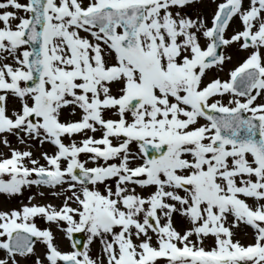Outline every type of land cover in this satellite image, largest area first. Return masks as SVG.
I'll return each instance as SVG.
<instances>
[{
	"label": "snow or ice",
	"instance_id": "1",
	"mask_svg": "<svg viewBox=\"0 0 264 264\" xmlns=\"http://www.w3.org/2000/svg\"><path fill=\"white\" fill-rule=\"evenodd\" d=\"M0 195V264H264V0H0Z\"/></svg>",
	"mask_w": 264,
	"mask_h": 264
},
{
	"label": "rangeland",
	"instance_id": "2",
	"mask_svg": "<svg viewBox=\"0 0 264 264\" xmlns=\"http://www.w3.org/2000/svg\"><path fill=\"white\" fill-rule=\"evenodd\" d=\"M231 33V30H229V34ZM225 54L226 55H231L233 57V61L232 63H238L240 61H242V59L246 56V53L243 51H240L237 47L233 46L230 48L225 49ZM232 65H228V67H231ZM221 76V78H226V76L224 75V73H220L219 74ZM65 118L70 119L71 117H67L65 116ZM47 147V146H46ZM33 191H31L30 189H28L27 194H26V190L24 193V196L21 197L20 199H24L26 202V197L28 195H31L33 193H35L36 189L32 188ZM47 192V190H45ZM34 203H53V204H59V200L55 199V198H51L48 197L47 199L41 200L40 198L37 197L36 200L33 201ZM18 205V200L17 199H6L3 195H0V208H10V207H16ZM37 225L38 227L44 228V227H49V225L45 224L44 221L40 220L39 218L37 219ZM178 226H179V222H178ZM53 231L56 232L55 226H51ZM57 235V242L61 245L62 249L64 250H69V246H68V242L66 240L63 239L62 234H60L59 232H56ZM238 239H240L242 242H247L250 239V236H246L243 233H240L237 237ZM37 252H42V246L41 245H37ZM0 255H2V253H0Z\"/></svg>",
	"mask_w": 264,
	"mask_h": 264
},
{
	"label": "bare ground",
	"instance_id": "3",
	"mask_svg": "<svg viewBox=\"0 0 264 264\" xmlns=\"http://www.w3.org/2000/svg\"><path fill=\"white\" fill-rule=\"evenodd\" d=\"M231 30V29H230ZM31 191H33V189H30ZM39 198V197H38Z\"/></svg>",
	"mask_w": 264,
	"mask_h": 264
}]
</instances>
